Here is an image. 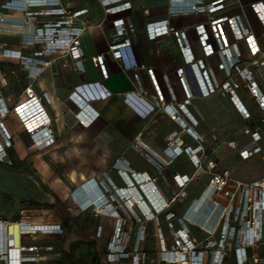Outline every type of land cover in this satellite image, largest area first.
Segmentation results:
<instances>
[{
    "label": "built area",
    "instance_id": "1",
    "mask_svg": "<svg viewBox=\"0 0 264 264\" xmlns=\"http://www.w3.org/2000/svg\"><path fill=\"white\" fill-rule=\"evenodd\" d=\"M100 1L108 15H116L132 8L131 2L123 0ZM234 1L170 0L169 17L149 22L146 25V34L150 40L173 35L187 64L194 65L196 57L191 50L187 33L185 30L174 27L171 18L208 15L207 24L196 28L200 43L206 56L219 53L223 57L219 67L228 71L229 80L219 88L211 87L206 95L214 92L229 95L238 112L249 119L251 114L237 93L241 85L233 80V74L241 75L250 83L248 88L257 105L263 110L264 95L254 81L255 72L243 70L240 67L243 54L239 42L245 41L251 55L254 58H261L253 62L258 72L264 69V51L259 46L255 35L244 25L241 16L218 15L226 11ZM26 2L28 7L46 5L54 7L60 3L59 0H27ZM253 7L264 21V12L259 10V5L256 4ZM83 13L81 11L68 15L66 10L54 7L47 14L60 16V19L47 22L42 26L40 22H36L35 13H28L27 24L34 25L33 34L28 40V44L33 46V52L30 56L21 55L20 62L23 69L29 72L30 77L36 78L42 73L43 69L36 63H43L45 66L50 64L40 60L43 56L70 54L74 58L79 57L77 48L79 37L87 29L85 22L78 21V17ZM4 25L5 21L0 16V32L8 31ZM227 26L230 27L235 38L233 44L228 42ZM113 27L115 31L112 34L109 51L115 59L122 60L123 49L132 45L130 38L132 29L124 18L114 20ZM211 39L215 41V46L211 43ZM97 62L104 77L108 78L105 56H99ZM203 71V76H207L211 73V68L203 66ZM148 74L153 86L152 96L156 107L162 108L172 120L180 122L182 131L199 143L196 147L185 144L184 140L182 144H179V138L175 139L176 133L170 140L166 155L172 161L180 156L187 157L193 165L194 172L176 174L172 181L177 190H172L169 196L163 197L159 180L166 181L168 186H171V182L162 172L159 174L137 173L127 160L122 159L116 164L115 170L122 178L123 186L116 185L110 178L101 184L96 179L88 181L85 187L91 185L89 191L94 189L95 194H98L99 199L96 202L88 198L85 187L74 190L72 198L75 199L78 196L77 199L80 200L78 206L82 212L90 213L91 210H98L114 219V229L109 234L106 244L102 246L107 264H229L232 262L234 264H264V178L246 183L232 179L228 170L217 172V163L208 161L207 152L203 146L204 139L195 132L198 121L193 119L188 109L192 94L190 93L188 100L181 104H167L153 71L149 70ZM178 74L187 86L184 69H180ZM7 89V84L0 85V163L12 166L8 150L14 146L13 137L3 121L12 113L23 125L37 124L29 130V134L38 151L48 150L55 145L56 139L51 128L52 120L45 118L41 121L46 116V107L44 98L36 93L33 84L25 88L22 100L11 105L9 103L13 101L2 95V91ZM139 93L148 95L142 87ZM98 117L99 114L88 106L76 118L78 124L88 128ZM245 133L251 137V142L247 146L240 148L232 142L230 147L237 149L243 160H250L257 155H263L264 160L261 133L249 128ZM142 147L140 142L134 145L136 150H141ZM3 153L4 156H2ZM147 156L161 168L169 165L162 159L158 164L154 156ZM205 165L206 169H204ZM201 171L208 176V180L201 194L192 198L188 188L200 179ZM232 183L234 188L230 189ZM147 190L150 192L148 193ZM135 194L139 195L141 202L136 200ZM151 194L157 198L158 204L152 199ZM176 201H182L184 206L181 217L171 210V205ZM27 211L26 208L21 207L19 219L0 216V264H68L65 261L64 248H59L57 244L24 243V237H29L35 242L46 237H56L61 241L66 238L62 223L35 221L27 215ZM162 215L167 223L170 244L160 220ZM148 223L154 230L147 235V226L143 225ZM104 236L105 228L99 226L96 237L101 242ZM13 237L16 239L15 248H13ZM148 238H154L156 241V247L152 251L145 246Z\"/></svg>",
    "mask_w": 264,
    "mask_h": 264
},
{
    "label": "crops",
    "instance_id": "2",
    "mask_svg": "<svg viewBox=\"0 0 264 264\" xmlns=\"http://www.w3.org/2000/svg\"><path fill=\"white\" fill-rule=\"evenodd\" d=\"M26 1L0 0V16L8 29L2 35L5 39L0 43V48H3L0 49V57L14 59L4 60L0 64V85H8L2 95L13 101L10 105L23 99V92L30 84H33L36 93L44 98L46 116L41 121L45 118L52 120L51 128L56 139L55 145L46 151L61 148H73L83 152L89 150L88 153L93 155L97 165L116 166L118 161L125 159L137 173L162 172L168 180H172L176 174H192L194 168L187 157L180 156L172 161L167 157L166 150L176 133L175 139L179 138V144H182V140L193 147L199 143L182 131L180 122L172 120L162 108L156 107L148 74V71L152 70L167 104H181L188 100L190 93L192 94L188 109L193 119L198 121L195 132L204 139L203 146L208 161L220 165L219 149L223 145L233 151L232 159L236 163L248 162L255 157L263 159V155H257L250 160H243L238 150L230 147L232 142L240 148L251 142V137L245 133L248 128L261 133V144L264 146V110L257 105L249 90L250 83L241 75L233 74V80L241 85L237 93L251 114L249 119L238 112L229 95L222 92L206 95L211 87L219 88L229 80L228 71L219 67L223 57L219 53L206 56L200 43L196 28L207 24L208 15L171 18L174 27L187 33L191 50L196 57V64L189 65L173 35L150 40L146 34V25L149 22L169 17L170 0H123L131 2L132 8L116 15H108L100 0H59V5L54 7L66 10L68 15L84 12L78 17L79 22L87 24V29L79 37L77 45L79 57L74 58L70 54L43 56L40 60L50 64L45 66L43 63H36L43 70L39 76L32 78L20 62L21 55L30 56L33 52V46L28 44V40L33 34L34 25L27 24L28 13H35L36 22H40V26L58 20L60 16L47 14L54 8L52 5L28 7ZM256 4L259 5V10L264 12V0H235L226 11L218 15L241 16L244 25L255 35L264 51V21L253 7ZM38 13L41 14L38 16ZM118 18H124L132 29V45L123 49L122 60L115 59L109 51L115 31L113 21ZM226 34L228 42L235 43L229 26L226 27ZM211 43L215 46L213 39ZM239 47L243 54L240 67L255 72L254 81L264 95V69L258 72L253 65L256 59L261 58L251 55L245 41L239 42ZM102 55L106 58L108 78L104 77L97 62V58ZM203 66L211 68V73L207 76L202 74ZM180 69H184L187 86L178 74ZM140 87L146 90L148 95H141ZM88 106L98 113L99 117L85 128L78 124L76 117ZM19 124V151L22 155H18V159L23 163L28 153L39 151L33 142L29 141L28 152L21 134H28L37 124ZM13 142H16L15 138ZM138 142L142 144L143 149L134 148ZM9 154L13 159H17L13 156L12 149L8 150ZM147 155L154 156L157 163L161 159L167 161L168 167L157 166ZM182 163L185 166L183 170ZM224 170L226 169H216L217 172ZM71 177L76 182L77 172H73ZM115 181L118 186L124 185L120 176L119 182ZM147 192L149 193V190ZM87 196L91 199L89 193ZM100 243L101 246L105 244L104 241L103 244Z\"/></svg>",
    "mask_w": 264,
    "mask_h": 264
},
{
    "label": "rangeland",
    "instance_id": "3",
    "mask_svg": "<svg viewBox=\"0 0 264 264\" xmlns=\"http://www.w3.org/2000/svg\"><path fill=\"white\" fill-rule=\"evenodd\" d=\"M6 32H0V43L5 39L3 34ZM3 49V48H0ZM4 60H14V59H5L4 57H0V64ZM17 70V69H16ZM15 114H11L7 119L3 121L7 125L10 134L13 138H15L16 142L15 148L12 149L13 156L17 157V162H19V156L21 157V153L19 151V130L21 126L19 124L18 118L15 117ZM10 127L12 130H10ZM14 131H16L14 133ZM21 137L23 138V143L28 147H30V142L33 140L30 137V134L27 132L22 133ZM30 139V140H29ZM220 151V165L218 168L221 170L226 169L231 173L232 179L239 180L242 182H253L255 180H259L264 178V160L260 157H255L248 162L236 163L233 158V151L227 146L223 145L219 149ZM89 150H85L84 152L81 150H74L73 148H61V149H53L51 151H39L28 153L27 159L23 162V166L19 169L24 171L28 175L32 176L35 180H37L42 186L47 187L53 194L59 198V204L56 206H48L43 205L40 206H31L25 204L22 208H26L27 215L31 217L35 221H46V222H60L62 223L64 218L70 216L75 218L76 225L81 224L84 228V233L88 237L91 234H94L99 226H103L106 228L105 236L103 241L108 238L109 231L114 223V219L111 217L105 216L100 211L91 210V212H82L78 206L76 196L75 199L72 198L73 192L76 188L83 189L88 181L92 179H96L99 184L103 181H108V178H112L114 181L119 182V176L117 170H115V166L113 164L109 165H97L94 163L93 155H91ZM19 155V156H18ZM142 159L140 158V161ZM142 162V161H141ZM185 168L182 163V170ZM206 169V165L204 166ZM73 172H77V181L72 180ZM199 180L196 183H193L189 188V192L192 198L198 197L204 189L205 183L208 180V176L202 171L199 173ZM111 179V180H112ZM115 181V182H116ZM116 182V183H117ZM171 186H168L166 181L160 179L159 187L163 191V197L165 195L169 196L172 190H177L172 180H170ZM230 189L234 188V184L232 183L229 187ZM166 197V196H165ZM166 199V198H165ZM65 206H62V203ZM21 205L10 200H5L0 195V216L9 218V219H19L21 215H19V210ZM182 201H176L171 205V210H173L178 217L182 216ZM102 214V215H99ZM162 222L163 230L165 232L168 243L170 244V234L168 231L167 223L165 222L164 215L160 217ZM143 226H147V235L148 232H152L154 228L152 225L144 224ZM138 229V228H136ZM107 234V235H106ZM152 235V234H151ZM85 236V237H86ZM86 237V238H87ZM56 237H46L41 241L35 242L29 237H24V243H40L42 245H58L59 248H64L65 239L62 241ZM58 241V243H57ZM13 248L16 246V239L13 237ZM149 250H154L156 247V241L153 238H148V242L146 245ZM15 257V251L13 253ZM65 261L68 264H72V259L70 255H66ZM231 264H234L233 262Z\"/></svg>",
    "mask_w": 264,
    "mask_h": 264
},
{
    "label": "water",
    "instance_id": "4",
    "mask_svg": "<svg viewBox=\"0 0 264 264\" xmlns=\"http://www.w3.org/2000/svg\"><path fill=\"white\" fill-rule=\"evenodd\" d=\"M0 195L5 200L18 204L36 202L56 206L57 197L47 192L42 185L25 172L0 165ZM100 240L96 236L85 239L74 230L66 234L64 251L72 256V264H107Z\"/></svg>",
    "mask_w": 264,
    "mask_h": 264
},
{
    "label": "flooded vegetation",
    "instance_id": "5",
    "mask_svg": "<svg viewBox=\"0 0 264 264\" xmlns=\"http://www.w3.org/2000/svg\"><path fill=\"white\" fill-rule=\"evenodd\" d=\"M9 157L11 158V160H12V166H7V167H9V168H11V169H13V170H16V171H20V172H24V171H21L19 168L20 167H22L23 166V163H18V162H16V160L15 159H13L11 156H10V154H9ZM0 165H4L3 163H0ZM6 166V165H5ZM43 187V186H42ZM76 223V220H75V218H72V217H70V216H67L66 218H64V220H63V222H62V224H63V226H64V228H65V233L67 234V232L69 231V230H74L79 236H81V237H83V238H85V239H88V238H90L91 236H96V232L94 233V234H91V235H89L88 237L85 235V233L83 232L84 231V226L83 227H81L82 225L81 224H79V225H76L75 224ZM87 238H86V237ZM103 248V247H102ZM71 256V255H70ZM65 257H66V254H65ZM71 259H72V256H71Z\"/></svg>",
    "mask_w": 264,
    "mask_h": 264
},
{
    "label": "bare ground",
    "instance_id": "6",
    "mask_svg": "<svg viewBox=\"0 0 264 264\" xmlns=\"http://www.w3.org/2000/svg\"><path fill=\"white\" fill-rule=\"evenodd\" d=\"M2 156H4V153L2 154ZM113 183H114V181H113ZM90 188H91V185H88V186L85 187L84 190H85V191L87 190L86 192H88V193L91 195V200L96 202L97 199H99V198H98L99 196H98V194H95V190H94V189H93L92 191H89ZM149 192H150V191H149ZM151 196H153L152 198H153V200L155 201V203L158 204V202H157V200H156L157 198H156L153 194H151ZM135 197H136V200H137V201H140V197H139V195L135 194ZM140 202H141V201H140Z\"/></svg>",
    "mask_w": 264,
    "mask_h": 264
},
{
    "label": "trees",
    "instance_id": "7",
    "mask_svg": "<svg viewBox=\"0 0 264 264\" xmlns=\"http://www.w3.org/2000/svg\"><path fill=\"white\" fill-rule=\"evenodd\" d=\"M43 188H44L47 192H50V193L53 194V192H51L47 187H44V186H43ZM76 189H78V188H76ZM57 199H58V202L61 201V200H59V198H57ZM61 203H62V202H61ZM27 205H31V206H40V207L43 206V205H41V204H39V203H36V202H30V203H28ZM23 206H24V205H21V207H23ZM62 206H65V204L62 203ZM114 226H115V223H113V225H112L110 231L108 232L109 234L112 233V231H113V229H114ZM105 230H106V228H105ZM106 235H107V234H106ZM108 236H109V235H108ZM107 239H108V238H107ZM101 242H102V244H103V239H102ZM106 242H107V241H106ZM106 242H105V244H106ZM105 244H104V245H105ZM104 245H103V246H104ZM65 254H66V255H69V254H67L66 252H65Z\"/></svg>",
    "mask_w": 264,
    "mask_h": 264
}]
</instances>
